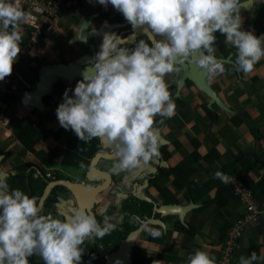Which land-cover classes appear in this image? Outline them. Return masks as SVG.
Masks as SVG:
<instances>
[{
	"label": "crops",
	"instance_id": "crops-1",
	"mask_svg": "<svg viewBox=\"0 0 264 264\" xmlns=\"http://www.w3.org/2000/svg\"><path fill=\"white\" fill-rule=\"evenodd\" d=\"M28 1L22 4L26 13H29ZM85 4L88 9L83 13L80 10ZM239 8L241 30L252 31L257 37L264 35V0H239ZM63 10L42 26L36 43L31 38L37 28L29 21L20 22L21 51L12 73L4 82L0 81L4 90L0 95V118L8 122L0 127V172L6 174L9 191L19 189L30 198V194H39L41 203L48 185L45 188L38 185L43 182L38 177L39 169L54 171L55 181L65 179L87 186L103 183L106 179L101 175L106 172L108 185L96 196L103 203L99 217L109 218L116 229L130 226L126 238L129 237L131 259L120 260L121 264H186L188 255L196 250L214 256L218 264L230 227L244 214L245 208L233 192L234 184L222 182L215 173L220 171L238 181V177L244 180L264 207V58L251 73L236 71V50L217 32L214 54L222 61L225 72L209 81L202 70L185 63L179 64L173 75H166V83H173L170 93L172 99L176 98V107L171 118L155 117L159 156L116 175L102 165L107 159L103 157L91 169V160L97 152H113L110 145L98 138L87 142L73 139L72 157L64 160L71 129L60 126L56 109L63 102L66 89L72 96L71 84L82 80L84 69L94 57L88 46L102 42L105 32L122 38L123 46L129 43L127 36H121L123 27L110 23V17L115 13L121 25L127 24V20L111 4L104 6L98 0H70ZM65 16L76 17L72 20H80V26L69 31L62 29ZM50 25L52 29L48 30ZM84 28L90 35L80 40ZM27 46L33 48L28 51ZM45 115L49 116L46 135L42 126ZM31 122L37 126L38 135L35 148L27 149L18 133ZM8 141H14L16 147L8 145ZM38 146L48 152L45 166L33 157ZM72 168L82 169L86 180L73 174ZM21 174L26 176L25 182L34 175L38 183L35 187L26 186L19 179ZM53 189L56 203L46 207H54L62 216L56 208L58 196L69 195V190L61 186ZM81 193L84 200L91 199L85 192ZM104 220L97 219L101 225ZM151 230L160 231L161 235L153 237ZM94 238L86 241L98 242ZM252 252L264 257V221L246 227L236 242L232 264H239L241 256L248 258ZM254 264H264V259Z\"/></svg>",
	"mask_w": 264,
	"mask_h": 264
},
{
	"label": "clouds",
	"instance_id": "clouds-1",
	"mask_svg": "<svg viewBox=\"0 0 264 264\" xmlns=\"http://www.w3.org/2000/svg\"><path fill=\"white\" fill-rule=\"evenodd\" d=\"M98 3L111 4L133 29L142 28L147 39L129 49L115 33L105 32L99 52L84 69L73 95L65 90L56 117L61 127L71 129L80 140L98 138L112 147V174L138 168L159 156L155 117L171 118L176 107L166 75L185 63L202 70L209 81L225 72L214 54L215 33L236 50V71L251 73L264 58V35L257 37L252 31L241 30L239 0ZM112 18H116L115 13ZM28 20L21 0H0V81L12 73L21 51L19 24ZM5 176L0 173V264H29L28 258L34 254L44 264H81L85 240L102 238L114 228L107 219L101 225L84 207H72L63 220L42 215L35 197L19 189L9 191ZM215 176L224 183L230 179L220 171ZM150 234L161 235L157 230ZM258 259L264 257L252 252L248 258L241 256L239 264H254ZM115 264H121L120 260ZM186 264H216V259L196 250L188 255Z\"/></svg>",
	"mask_w": 264,
	"mask_h": 264
},
{
	"label": "built area",
	"instance_id": "built-area-1",
	"mask_svg": "<svg viewBox=\"0 0 264 264\" xmlns=\"http://www.w3.org/2000/svg\"><path fill=\"white\" fill-rule=\"evenodd\" d=\"M24 0H21V5ZM68 0H29L27 2L29 6V22L37 28V32L32 36V43H36L41 36V28L47 23L49 18L51 19L56 13L63 9ZM48 30L52 29L50 25ZM8 122L0 118V127L7 125ZM54 171L48 170L46 172V178H55ZM229 182L234 184L233 192L239 198L241 204L244 206V214L240 216L230 227V231L224 243L223 254L219 258L218 264H232V254L236 246L237 240L243 236L246 227L251 223H259L264 221V207L257 200L252 190L246 187L242 182L238 181L233 176H228Z\"/></svg>",
	"mask_w": 264,
	"mask_h": 264
},
{
	"label": "trees",
	"instance_id": "trees-1",
	"mask_svg": "<svg viewBox=\"0 0 264 264\" xmlns=\"http://www.w3.org/2000/svg\"><path fill=\"white\" fill-rule=\"evenodd\" d=\"M68 2H70V0H68ZM63 11H64L63 9L60 10V12H63ZM143 37H144V39H147L146 36H143ZM215 44H216V41H215ZM134 47L135 46H132L130 49H132ZM3 91L4 90L0 88V95ZM37 135H38L37 126L31 122V123H28L27 125H25L19 131L18 138L23 141V143L27 149H29V148L34 149L35 148V142L37 139ZM40 135H41V133L39 131V136ZM73 135H75V133L72 130H70L69 135H68V138H70V143L68 145V151L66 152V154L64 156V160L68 159L69 157H72L71 141L73 139L75 140L78 138L77 136L72 138ZM49 164H52V162H49ZM14 178H16V176H13V179ZM25 178H26L25 175H22V174L19 175V179L23 180L24 182H25ZM238 179L240 181H242L239 177H238ZM36 182L38 183L36 177L34 175H31V177L28 178V180L25 183H26V186L31 185V186L35 187ZM48 182H50V180L46 179V171L43 170V182L38 183V185H42V188H45L46 185H48ZM243 184L245 186L248 185V183H244V182H243ZM228 185H229V188L232 189L233 186L231 184H228ZM39 198H40V196H39ZM124 199H126V198H124ZM54 200H55V196H53V200L48 198L46 205L47 206L52 205ZM142 203H145V202L142 201ZM64 210H66V209H64ZM129 233H130V226L123 225L122 228H117V229L113 228V230L110 233L106 234L102 238H99V240L97 238H94V240L98 241L94 244H84L85 243L84 242L81 245V248L84 251V253L81 257V264H104L105 256L116 251L120 241L122 239L126 238ZM31 260L33 261V264H44L43 260L41 259V257L39 255H35L33 257V259H31Z\"/></svg>",
	"mask_w": 264,
	"mask_h": 264
},
{
	"label": "water",
	"instance_id": "water-1",
	"mask_svg": "<svg viewBox=\"0 0 264 264\" xmlns=\"http://www.w3.org/2000/svg\"><path fill=\"white\" fill-rule=\"evenodd\" d=\"M136 31L141 32L145 35L142 28H137ZM89 35H90V33L86 30V28L82 29L81 35H80V37L82 39H80V40L86 39V37ZM63 71L67 72V70H65V69H63ZM48 79L49 78H47L46 80H48ZM99 157H103V158L108 159V158H114V155H113V152H109V153L108 152H97L96 155L91 160V169L94 168L93 165ZM101 176L105 177L106 180L99 185H93V186H87V185H84L81 183H75V182H71V181H68L65 179H59V180H56L54 182H50L46 188V193H45V195H44V197H43V199L39 205V208L42 209V206H43L48 194L50 193L51 189L53 187L61 186V187L68 189L72 193L73 197L72 196L67 197L65 200H62L58 203L57 206L59 208L60 214L65 215V216L68 215V212H70V210H71V206L72 207H84L88 212L93 214L92 211H90V209L92 206H94L95 202L98 201V199L96 198V195L98 193H100L101 191H103V189L105 187H107V185H108L107 181L109 179V174L106 172H103ZM81 192H85L87 194V197L90 196L91 199H89V201H88V206L86 205V200L83 199V193H81ZM65 204L69 205L67 210L63 209V206H65ZM128 238H126L120 242L118 253L110 254V255H107L105 257L104 264H115V261L117 259L123 260V261L128 260V250H129V248L127 246Z\"/></svg>",
	"mask_w": 264,
	"mask_h": 264
},
{
	"label": "flooded vegetation",
	"instance_id": "flooded-vegetation-1",
	"mask_svg": "<svg viewBox=\"0 0 264 264\" xmlns=\"http://www.w3.org/2000/svg\"><path fill=\"white\" fill-rule=\"evenodd\" d=\"M122 15V14H121ZM119 18H115V19H110V23H113L114 25H119L120 26V29H121V27H123V29L121 30V36L122 35H124V36H127V41L126 42H129L127 45H126V47H128L129 49L132 47V46H135V44L139 41V40H141V39H144V37L143 36H146V35H144L143 33H141V32H137L135 29H133L132 27H131V25L129 24V22L127 21V24H125V25H121L119 22ZM130 29H129V28ZM215 35H218V33H215ZM123 39H126V37H124ZM150 42V41H149ZM179 66L180 65H178L177 67L179 68ZM173 75V74H172ZM185 79H187L186 77H184V80ZM167 85H168V90L170 91V88L173 86V83L172 82H169V83H167ZM38 177H40V179L43 181V170L42 169H39V176ZM56 189V188H55ZM55 189H53L51 192H50V194L48 195V197H47V199L48 198H50V199H52L53 200V196H54V192H55ZM104 190H105V188L103 189V191H101L100 193H98V194H102L103 192H104ZM43 191V190H42ZM68 193H69V195H67V196H64L63 198H60L59 199V201L58 202H60V201H62V200H65L67 197H71L72 196V193L71 192H69L68 191ZM30 194V193H29ZM97 194V195H98ZM31 195V198L32 197H35L36 198V200H38L39 199V194H35V195H32V194H30ZM96 195V196H97ZM73 197V196H72ZM102 197H103V195H102ZM128 197V195L127 196H125L124 198H127ZM97 198V197H96ZM47 199H46V203H47ZM62 199V200H61ZM40 200H41V198H40ZM40 200H39V202H38V206L40 205L39 203H40ZM101 200L100 199H98V201L97 202H95V204H94V206H92L91 207V209H90V211H92V213L94 214V216H95V218L96 219H100V218H105V219H107V220H110L109 218H107V217H99V216H101L102 214H99V211H97L96 210V212H95V205H96V203H97V205L99 206V204L101 203L100 202ZM46 203H45V205L43 204V207H42V209H41V213L40 214H42V215H47V214H52L53 216H54V218H57V219H61V220H63L64 218H65V215H63V216H60V215H58L57 214V212H55V208L54 207H50V208H47L46 207ZM56 203V201H53V203H52V205H54ZM99 203V204H98ZM101 205H103V203H101ZM69 206V205H68ZM68 206H66V207H64L63 206V209H68ZM71 206V205H70ZM97 206V207H98ZM107 206H109V204L107 205ZM96 207V208H97ZM56 208H57V210H58V206H56ZM71 208H72V206H71ZM124 239H126V238H124ZM123 239V240H124ZM122 240V241H123ZM119 246H120V243L118 244V248H117V250L116 251H114L113 253H110V254H115V253H118L119 252ZM129 248V247H128ZM110 254H108V255H110ZM35 256V254L33 255V256H31V257H29L28 258V260H29V264H33V261L32 260H30V259H33V257ZM106 257V256H105ZM128 259H131V256H130V253H129V250H128ZM123 261V260H122ZM104 262H105V258H104Z\"/></svg>",
	"mask_w": 264,
	"mask_h": 264
},
{
	"label": "rangeland",
	"instance_id": "rangeland-1",
	"mask_svg": "<svg viewBox=\"0 0 264 264\" xmlns=\"http://www.w3.org/2000/svg\"><path fill=\"white\" fill-rule=\"evenodd\" d=\"M88 7V5H82V8H81V12H85L86 13V11H87V8ZM76 17H78V15L76 16ZM76 17H74V16H65L64 18H65V22H63L62 23V29H64V30H66V31H69L71 28H73V27H78V26H80V20H77V19H74V20H72L73 18H76ZM67 19H70L71 21H69V20H67ZM101 43L102 42H95V43H93V44H91L90 46H88V48H89V50L88 51H92L93 52V56H95V54L97 53V52H99V50H100V45H101ZM34 46H37V44L36 45H34ZM31 48H33V46H30V48H29V46H27L25 49L26 50H30ZM175 72V71H174ZM174 72H172V74L174 73ZM5 80H2L1 81V83L2 82H4ZM74 88H75V84L73 83V84H71V94L73 95V92H72V90H74ZM176 97H179V95H176ZM176 99V98H175ZM175 99H173V100H175ZM49 118V116L48 115H45L44 116V118H43V121H42V126L44 127L45 126V135L47 134V129H46V121H47V119ZM44 140H46V139H44ZM9 143L13 146V147H16V145L17 144H15L14 143V141H8V145H9ZM44 147H42V148H40V146H38L37 148H36V150L33 152V157H35L36 159H37V163H39V164H42L43 166H45L46 165V161L48 160V158H49V155H48V152L46 151V148L44 149ZM41 150H43V152L41 153ZM26 154V153H25ZM20 155V154H19ZM22 156V155H21ZM18 159H19V157H18ZM15 163H19L18 162V160H15ZM112 163H113V160L112 159H106V160H103L102 161V165L104 166V167H106V168H109L110 169V167H111V165H112ZM44 170H45V168H44ZM73 174H75V175H78L81 179H83V180H86V176H84L83 175V170L82 169H76V168H72L71 170H70ZM89 181H92V180H89ZM94 181V180H93ZM89 184H92V182H89ZM63 195H66V194H63L62 193V195H59L58 197L59 198H63ZM101 202V201H100ZM99 204V203H98ZM98 205H97V203H96V205H95V212H96V210L97 211H99V207H101L102 205L101 204H99V206L97 207ZM97 207V208H96ZM84 244H89L86 240H85V243Z\"/></svg>",
	"mask_w": 264,
	"mask_h": 264
},
{
	"label": "bare ground",
	"instance_id": "bare-ground-1",
	"mask_svg": "<svg viewBox=\"0 0 264 264\" xmlns=\"http://www.w3.org/2000/svg\"><path fill=\"white\" fill-rule=\"evenodd\" d=\"M86 205L88 206V200H86ZM68 206V204H65L64 207ZM68 214H71L70 212H68Z\"/></svg>",
	"mask_w": 264,
	"mask_h": 264
}]
</instances>
